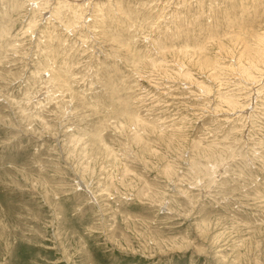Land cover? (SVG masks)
I'll list each match as a JSON object with an SVG mask.
<instances>
[{"label":"rangeland","instance_id":"374dc122","mask_svg":"<svg viewBox=\"0 0 264 264\" xmlns=\"http://www.w3.org/2000/svg\"><path fill=\"white\" fill-rule=\"evenodd\" d=\"M0 264H264V0H0Z\"/></svg>","mask_w":264,"mask_h":264}]
</instances>
